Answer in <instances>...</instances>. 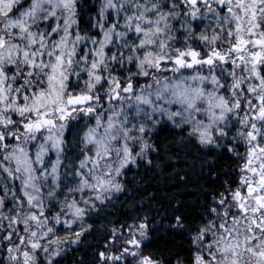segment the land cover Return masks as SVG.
Instances as JSON below:
<instances>
[{
    "label": "rangeland",
    "instance_id": "374dc122",
    "mask_svg": "<svg viewBox=\"0 0 264 264\" xmlns=\"http://www.w3.org/2000/svg\"><path fill=\"white\" fill-rule=\"evenodd\" d=\"M82 1L0 0V138H13L10 145L6 144L8 151L5 156L0 157L1 165H4L0 173L9 166L16 168L18 176L12 172H7L5 176L10 177L11 174L13 178L16 177L22 183V196L37 208L44 205L45 197L49 199L55 194H68L70 201L63 205V211L70 216L67 223L72 225L76 213H80L79 200L100 202L104 200L105 193L117 189L121 169L129 163H136L139 157L146 154L148 133L159 122H176L187 131H192L204 143L209 142L220 128L224 129L231 123L235 131L242 133V149L249 156L247 180L251 179L252 183L245 192L238 191V196H234V201L240 204L234 208L242 213L241 217L221 216L217 225L211 224L196 235L195 241L200 245L198 250L201 252L196 264H264V244L259 239L264 238V138L261 137L264 134V62L261 61L262 57L264 60V28H261L264 25V0H237V3L236 0H217V6L222 9L221 14L216 11L219 16L216 13L211 18L194 14L193 18L199 17L203 21L211 19V25L215 27L224 19L229 24L231 19L234 28H248L236 31L237 39L232 49L209 47L210 41L203 40L206 45L201 50L194 48L183 56H180L183 53L177 55L172 52H168V55L157 40L152 54L145 52L138 56L136 53L145 43L131 45L133 42H130L129 46L134 47L131 48L134 56L131 53L123 56L125 66L119 65L120 70L124 67L125 80H130V86L136 83V78L145 75L147 81H152L138 86L135 91L137 95L132 98L120 93V80H115L113 84L104 77L100 80L105 87L98 93L94 91L97 106L88 105L77 112L78 120L83 116L89 117V120L95 118V125H88L85 130V144L90 143L87 144L90 151L84 150V158L78 164L75 177L69 181L71 175L62 176L65 168L63 170L61 165L63 138L67 130L64 119L63 123L56 117L53 120L52 113L48 117H40L47 114L48 109L44 110V104L52 102V97L46 94L35 96L33 93L23 97V91L9 93L4 84L24 76L28 79L30 73L25 70H36L31 73L34 78L38 76V85L46 92H53V103L60 105L54 109L61 111L81 94L93 92L99 83V78L93 74L102 65V54L112 40L104 29L106 14L116 10V17L121 18V1L98 0L100 23L94 26L101 33L93 34L86 42L77 31L78 7ZM165 1L172 3V0ZM188 1L197 3V0ZM95 2L97 0H92V3ZM125 22L122 27L128 23ZM188 25L189 22L179 24L178 31ZM198 25L206 27L201 21ZM203 34L201 32V36ZM122 36L124 33L121 31L120 40ZM209 36L217 38L216 34L209 33ZM190 37V34L183 32L179 36L183 38L181 44L187 43ZM251 42L254 45L251 46ZM87 60L91 62L89 68ZM181 61H184L182 67ZM230 62L232 64H228ZM147 66L149 70L143 73V68ZM70 67L73 70L81 67L87 71L86 76L79 77L78 73L73 76L74 86H70ZM105 77L114 76L106 74ZM79 86L85 90L79 92ZM30 87L36 85L32 83ZM124 89L125 92L131 90L130 87ZM87 111L90 114L87 115ZM236 111L240 112L243 122L249 123L248 126L244 123L236 125L232 119ZM14 114L21 118L31 115L35 125L40 123L42 130L39 133L34 130L32 134L37 138V146H30V141L26 143L25 139L16 143L20 140L19 135L25 137V131L20 123L18 126L12 124ZM143 123L147 126L144 127ZM216 125L219 127L215 128ZM239 125L245 127L242 129ZM257 132L261 140L259 143L253 142V135ZM60 180L68 185H60ZM3 187L6 190L8 184ZM237 211H234V215H237ZM86 227L83 225L82 229ZM140 233L143 236V232ZM133 242L138 243L135 236ZM205 251L209 262L202 261L201 255Z\"/></svg>",
    "mask_w": 264,
    "mask_h": 264
},
{
    "label": "trees",
    "instance_id": "16d2710c",
    "mask_svg": "<svg viewBox=\"0 0 264 264\" xmlns=\"http://www.w3.org/2000/svg\"><path fill=\"white\" fill-rule=\"evenodd\" d=\"M119 1L121 18L116 17L118 12L115 10L106 14L104 21V29L112 40L102 54V65L93 74L99 78L95 88L97 92L105 87L100 82L103 77L112 84L120 80L118 90L132 98L137 95L135 91L138 86L152 81H147V75L136 78V83L131 86L130 80H125L124 67L120 70L119 65H124L123 56L133 54L131 48L134 47L129 46L130 42H133L131 45L145 43L143 47L139 45L141 50L136 53L138 56L145 52L152 54L157 40L168 55V52H172L177 55L183 53L180 54L183 56L194 48L201 50L206 45L203 40L210 41L209 47L232 49L237 39L236 31L249 30L245 26L234 28L231 19L229 24L224 19L215 27L209 18L204 21L199 17L193 18L198 13L210 18L214 13L219 16L217 12L221 14L222 9L217 6V0H197V3L188 0H172V3L165 0ZM95 4L92 0H83L78 7L77 31L84 42L92 37L89 31L93 14L96 24L100 23L98 0ZM199 21L204 22L206 27L199 26ZM124 22L127 24L122 27ZM183 22H189L188 27L178 31V25ZM121 31L124 36L120 40ZM183 32L191 35L185 44H181L183 38H179ZM201 32L204 33L202 36ZM209 33L216 34L217 38H211ZM261 61L264 62L263 57ZM86 65L89 68L91 62L87 60ZM148 70V66L144 67L143 73ZM25 72L30 73L28 79L24 76L10 82L15 91H23V97L32 93V80L38 79V76L34 78L33 73ZM76 73L79 77L87 75V71L81 67L79 70L70 67V86H74L73 76ZM106 74L114 77H105ZM126 87L131 90L125 92ZM77 88L79 92L85 90L82 86ZM45 93L54 97L50 90ZM107 98L105 100L109 101ZM14 116L18 126L22 118L18 114ZM89 119L87 116L79 119L77 133L74 122L68 119L65 124L67 130L63 138L61 165L63 170L65 168L62 176L71 175L69 181L75 177L78 164L84 158V150L90 151L87 145L90 143L85 144V130L88 125H95V118ZM232 119L236 125L249 124L243 122L239 111ZM245 125H239V128L243 129ZM183 131L182 126H172L169 121H161L154 126L148 133L146 154L139 157L136 163H129L121 169L119 186L115 191L105 193L104 200H79L80 213H76L72 225L67 223L70 216L63 211V205L70 201L68 194H55L49 199L45 197L41 208L32 206L20 193L22 183L11 174L10 177L5 176L7 172L18 176L16 168L6 167L0 173V264H196V258L201 253L198 250L200 245L195 241L196 235L211 224L217 225L221 216L241 217L242 213L234 208L240 206L234 201V196L249 189L252 181L247 180L249 156L242 149V133L235 131L233 124L220 128L207 143L199 140L192 131L186 130L185 135ZM19 137L16 143L24 139L22 135ZM261 137L264 138L263 133ZM6 151L0 146V157L5 156ZM262 155L264 159V153ZM1 164L3 162L0 160V169L4 166ZM7 184L5 190L3 186ZM62 184L68 185L60 180ZM234 211H237V215H234ZM83 225L87 226L84 230ZM139 231L143 232L144 237ZM134 236L138 243L133 242ZM259 239L264 244V238ZM206 255V251L202 253V261L209 262Z\"/></svg>",
    "mask_w": 264,
    "mask_h": 264
},
{
    "label": "flooded vegetation",
    "instance_id": "af4514ba",
    "mask_svg": "<svg viewBox=\"0 0 264 264\" xmlns=\"http://www.w3.org/2000/svg\"><path fill=\"white\" fill-rule=\"evenodd\" d=\"M94 15V14H93ZM92 15V19H91V22H92V24H91V26H90V34L91 35H93V34H100L101 33V31H99V30H96L95 29V26H94V24L96 23L95 22V20H94V16ZM184 60V59H183ZM184 61H181L180 62V64H181V67L182 66H184V63H183ZM228 64H232L231 62L230 63H228ZM180 66V65H179ZM32 83H34L35 85H36V87H33V88H31V91H32V93L35 95V96H38L39 94H42V95H45L46 93V90L45 89H42L41 87H40V85H38V80H36V79H34V80H32ZM95 85V84H94ZM4 87H5V89H9V93H12V92H14L15 90L13 89V85L12 84H10V82H7L6 84H4ZM94 91H95V89L93 90V92H91V93H89V94H81L80 96H78L77 97V99L74 101V103H70V104H68V105H65L64 107H63V109H64V111H61V110H55L54 109V107H56V106H60V105H58L56 102L55 103H53V101L55 100V95H54V97H52V102H50L49 103V101L48 102H46L44 105H45V108H44V110H46V109H48V112H47V114L46 115H43V114H41L40 115V117L41 118H43V117H48V115L50 114V113H52L53 115H54V117H52L51 119H53L54 120V118L56 117V118H59V120H60V122L61 123H63V119H64V125L66 124V123H68V119H70V121H72V123L74 122V124H76V127H75V129H74V131H75V133H77V123H78V119L76 118L77 117V115H78V111H79V109L81 110V109H84L85 107H87L88 105L89 106H92V107H95V106H97V104H95L96 102H95V100L97 99V96L96 97H94ZM27 92H29V89L27 90ZM96 93H98L97 91H95ZM99 96H101V97H103L101 94L99 95ZM104 98V97H103ZM76 109V110H75ZM95 109V108H94ZM75 110V111H74ZM87 110H89V108H87ZM43 112H45V111H42L41 113H43ZM77 113V114H76ZM87 113V115L88 114H90L88 111L86 112ZM76 114V115H75ZM6 115H8V116H10V113H7ZM26 118H22V120L19 122L20 124V126L21 127H23V129H24V134H25V137H24V141H26V143L28 142V141H30L29 142V144H30V146H37L36 144H37V138L36 137H33L32 136V134H33V132H34V130H37V132L36 133H39L41 130H42V127L40 126V123H38L37 125H35V123H33L32 121L34 120V117L33 116H31V115H26L25 116ZM16 118V117H15ZM15 118H14V120H13V125H15ZM81 118H85L84 116L83 117H81ZM175 125H177L176 124V122H174L173 124H172V126H175ZM218 128L219 126H215V128ZM36 128V129H35ZM65 128H66V126H65ZM173 128V127H172ZM182 129L184 130L183 131V134L185 135L186 134V128L184 127V126H182ZM3 132H5V130H2ZM66 132V131H65ZM189 132V131H188ZM38 135V134H37ZM10 136V135H9ZM27 137V138H26ZM39 138V137H38ZM261 140H260V138H259V133L257 132L256 133V135H253V142H256V143H259ZM13 142V138L12 137H3V138H0V146L2 147V148H5L6 149V144H8V145H10L11 143ZM10 143V144H9ZM7 145V146H8Z\"/></svg>",
    "mask_w": 264,
    "mask_h": 264
}]
</instances>
